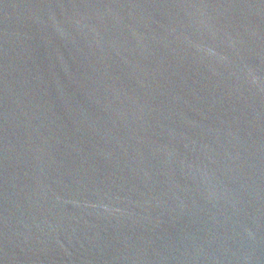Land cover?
Returning a JSON list of instances; mask_svg holds the SVG:
<instances>
[{"label": "water", "instance_id": "water-1", "mask_svg": "<svg viewBox=\"0 0 264 264\" xmlns=\"http://www.w3.org/2000/svg\"><path fill=\"white\" fill-rule=\"evenodd\" d=\"M0 264H264V0H0Z\"/></svg>", "mask_w": 264, "mask_h": 264}]
</instances>
